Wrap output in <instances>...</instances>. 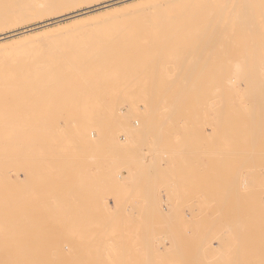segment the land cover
Returning a JSON list of instances; mask_svg holds the SVG:
<instances>
[{"label":"rangeland","instance_id":"obj_1","mask_svg":"<svg viewBox=\"0 0 264 264\" xmlns=\"http://www.w3.org/2000/svg\"><path fill=\"white\" fill-rule=\"evenodd\" d=\"M254 4L228 32L211 18L195 21L202 32L60 29L2 46L0 264L59 263V250L73 264H264ZM38 41L51 45L28 46ZM238 62L251 72L233 85Z\"/></svg>","mask_w":264,"mask_h":264},{"label":"bare ground","instance_id":"obj_2","mask_svg":"<svg viewBox=\"0 0 264 264\" xmlns=\"http://www.w3.org/2000/svg\"><path fill=\"white\" fill-rule=\"evenodd\" d=\"M13 1H17L18 3L16 2L13 3ZM13 1L11 2V4H9L10 1H7L9 2L7 3L6 0H0V2H3L1 3L2 7L5 4L3 8L0 6L2 8L1 13H0V51L4 49L2 46L10 47V44H11V47L13 48H15L17 45L19 47L18 43L15 44L16 45L15 47L13 43L19 42L20 45L24 43L26 44L25 41L27 42L32 41L34 37L36 40L37 39L36 36L39 37L40 35H42L41 40H43L44 39L43 35H47L49 37V35L51 36L52 33H53L52 35H56L57 32L60 35V32L57 31L60 29L61 31L63 29L62 31L63 33L66 31L65 34H78V35H86V34H108L110 35V34H122V33H133V32H137V33H143V32L144 33H159L160 32V33H166V34L169 33L168 35H170L171 33H175V34L183 33L184 34L185 32L190 31V28H192L190 25H192V23H196L197 22L196 20L201 21L203 19L207 20V19L212 18L215 21L220 23V26L218 28L220 29V31L228 32L231 30L230 28L231 26H227L226 23H229L230 21L231 22L236 21V23H240L241 21H244V19L248 18L249 16L252 18V15L255 13V11L254 13L250 11L251 9L254 8V7L252 8V4L254 3L262 4L263 3L264 5V0H151L152 2L151 3L148 2L149 4L147 3L146 5L144 4L145 1H150V0H13ZM120 2H125V4H123L124 7H133V8L128 11H125L122 9L124 12L122 10L121 11L119 10L120 14L119 13L117 14L116 10L118 6L116 5L117 3H120ZM83 4H86V6L83 8H79ZM120 8L122 7L120 6ZM258 9L260 8L258 7ZM253 16L256 17V14H254ZM54 17L56 18L62 17L57 21L66 19V22L64 21L65 23L59 24L57 21H55L56 23L48 21L49 19H52ZM260 18H264V16L262 15V17ZM93 19L96 21H93ZM90 20H92L93 22H89ZM44 21H47V22L43 23ZM191 21L193 22L190 23V25H186V24H189L188 22H191ZM31 23H41V24L33 27L31 26L32 25ZM77 23H82V24L75 26V24ZM197 23L195 24V26L197 25ZM25 24H29V25H25ZM19 25H25V26H22L21 28L20 27L17 28V26ZM199 25L202 26V24H198L196 27V31L202 32L203 27H199ZM66 27L67 28L70 27V28L66 29ZM232 27H234L235 29L236 26H232ZM238 28H239V25L236 27L235 31ZM218 29L216 31L214 30V33H217ZM191 31H193V29ZM209 32L211 33L213 32V30L212 31L210 30ZM37 40H39V38ZM21 41H24V42H21ZM38 42H34V43L32 42L28 46L35 48V47L46 45V44L51 45L49 42L47 43V41H43L39 43ZM24 48L22 47V49ZM43 51H46L45 48H43ZM10 56H11L10 50H7V51L4 50L3 52H0V65L3 62L4 63L9 62L11 58ZM22 57L24 58V56ZM21 61L23 60L21 59ZM27 62L28 61L26 60V63ZM260 63H261V66L259 67V69L254 67L256 68L255 70H258V72L256 71L257 73L256 72L254 73L253 71V73L257 75L259 74V76L264 78V61L263 63L262 62ZM20 65H19V68H20ZM249 71L247 72V70H244L243 65H241V62H238L235 64L234 70L231 73V77L229 75L230 78L228 77V80L231 81L233 85L234 84L236 85L237 81L243 79L242 77L245 74L251 72ZM59 78L57 80H59ZM260 78H258L257 81H259ZM246 79H248V76H246ZM81 80H82V77H81ZM241 81H244V79ZM67 95H69V92ZM67 119H68V116H67ZM81 124L82 123H80V125ZM73 125L75 124L73 123ZM45 126L46 125H43L41 127H45ZM72 127L75 128V126H72ZM78 129H81L80 126ZM44 136H46V134H44ZM76 142L78 143L79 140ZM62 252H60V250L59 252H57L59 253L58 255L61 256V258L57 259L59 260L58 261L59 263L51 262L50 264H73L68 259L62 257L64 255L67 256L66 254H63ZM71 252H70V255L72 256ZM70 255L68 256V258L71 257ZM74 256H75V253L73 257H71L70 259L72 260ZM67 261H69L70 263H67Z\"/></svg>","mask_w":264,"mask_h":264}]
</instances>
